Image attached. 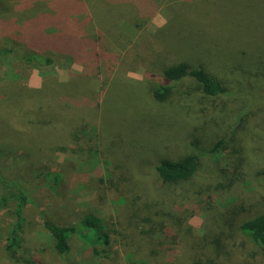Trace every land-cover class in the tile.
I'll return each instance as SVG.
<instances>
[{
  "label": "rangeland",
  "instance_id": "1",
  "mask_svg": "<svg viewBox=\"0 0 264 264\" xmlns=\"http://www.w3.org/2000/svg\"><path fill=\"white\" fill-rule=\"evenodd\" d=\"M88 23L101 31L96 47ZM8 39L58 62L44 76L14 60L19 79L0 84V104L1 91L12 97L24 86L34 96L23 112L18 97L0 109V176L35 199L13 257L17 190L0 179V264H126L128 251L179 264L219 234L228 237L227 264H264L238 232L264 213V0H0V49ZM183 62L206 69L226 92L210 97L187 77L155 99L164 69ZM64 97L93 118L87 131L27 120ZM190 153L200 156L194 175L164 182L160 161ZM48 171L59 173L57 184ZM87 213L113 232L110 252L96 256L76 235L58 254L44 219L77 224Z\"/></svg>",
  "mask_w": 264,
  "mask_h": 264
},
{
  "label": "trees",
  "instance_id": "2",
  "mask_svg": "<svg viewBox=\"0 0 264 264\" xmlns=\"http://www.w3.org/2000/svg\"><path fill=\"white\" fill-rule=\"evenodd\" d=\"M84 28L90 33L87 40L91 41L92 38H95L94 42L91 41V46L96 47L97 40H99L101 32L98 25L95 23H88L85 24ZM92 43L94 45H92ZM3 44L0 49V57L4 59V69L0 68V84L3 86L11 83L14 84V80L19 79V74L13 71L14 60L24 61L30 67L38 69L44 76L47 75V72L43 70L46 67L49 68L51 66H55L58 62L53 54H49V51L32 48L25 45L23 41L8 39L6 44ZM99 52L102 53L101 51ZM96 53L97 52H95V54ZM89 55L90 58L94 57L90 53ZM163 77L164 81L158 83L157 86L153 88V96L158 101L166 100L173 91L176 82L187 77H192L198 81L203 92L210 97L219 96L220 94L226 92V89L222 86L223 84L217 81L206 69L202 67H192L186 62L165 68L163 71ZM20 90L21 91L15 92V95L12 97L5 96L6 91H1L3 104H0V109L4 110L2 106L5 104L6 109L11 108V105L13 104L12 101H16L17 97L20 99L16 102V104H18V108H20L22 112L30 106L28 101L34 99V96L27 92V87L23 86ZM47 95L48 93H46L45 90L43 95L44 99L49 97L46 98V100H51L50 93L49 96ZM65 97L60 100H56V103L53 101L48 102L44 110L29 116L27 115V120L32 121L37 126L40 125L39 127L42 129L52 126L53 122L56 121L61 125L71 123L75 128L87 131L88 128L92 126L91 119L93 118L86 112L75 113L74 107ZM199 165V154L190 153L178 159H163L156 166V170L164 182L175 184L189 180L194 175ZM46 174L54 181V184L59 182V173L48 171ZM0 179L2 180L4 187H12L17 190L15 194V198L18 200L16 209L17 221L12 229L9 242L7 244L11 256L15 257L17 248L20 246L19 231L21 229L22 214H24L25 210L28 209L30 205L35 203V199L34 196H32V191L23 187L17 180L7 181L1 176ZM4 199L3 201H5ZM44 226L53 238L54 250L60 255H65L71 250V240L76 235L90 247L94 255L101 256L102 254L110 252L109 247L113 241V232L107 230L104 227L101 218L94 214H84L79 218L77 224L68 223L66 221L62 222L61 220L56 221L47 217L44 219ZM238 232L250 245H253L255 248H258L262 253H264V213L242 222L238 227ZM227 239L228 237L219 234V236H217V238L213 241H204L203 243H200L195 252L194 249L192 250L193 247L187 249V257L179 264H227L225 259L222 258L224 255L230 254V251H226ZM237 245H239V248L242 249L239 251H243V247L238 241L236 243V246ZM122 257L123 256H121V258ZM124 261L126 264H154L151 263L149 259H137L135 254L131 251H128L125 254ZM242 261L245 263L246 261L251 260H249V258L245 259L242 255Z\"/></svg>",
  "mask_w": 264,
  "mask_h": 264
}]
</instances>
